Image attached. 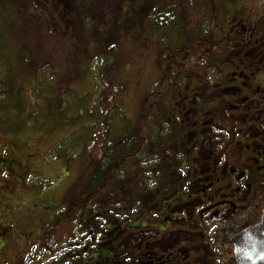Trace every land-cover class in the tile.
Instances as JSON below:
<instances>
[{"label": "flooded vegetation", "instance_id": "flooded-vegetation-1", "mask_svg": "<svg viewBox=\"0 0 264 264\" xmlns=\"http://www.w3.org/2000/svg\"><path fill=\"white\" fill-rule=\"evenodd\" d=\"M263 3L242 7L239 23L223 28L221 53L232 64L226 120L186 92L176 103L191 123L181 114L180 123H149L136 176L115 181L94 230L61 231L50 214L29 236L2 232L0 264H238L232 239L264 209Z\"/></svg>", "mask_w": 264, "mask_h": 264}, {"label": "rangeland", "instance_id": "rangeland-1", "mask_svg": "<svg viewBox=\"0 0 264 264\" xmlns=\"http://www.w3.org/2000/svg\"><path fill=\"white\" fill-rule=\"evenodd\" d=\"M31 1L0 0V51L13 61V83H22L25 90L24 110H17L13 105L0 107V234L6 232L8 237L15 238L20 234L29 236L34 222L62 210L56 205L67 202L70 194L81 192L84 180H87L85 163L73 160L79 151L76 149L66 155H59L58 151L62 150L59 146H62L64 136L88 123V120L83 118L82 113V119L74 124L68 120L61 121L63 118L36 116L39 107L49 104L53 109H64L68 99L65 94L67 87L80 93L94 90L99 87V76L110 70L108 75L113 80L116 77V81L125 83L128 88L123 108L135 122L143 111V89L158 72L149 60L159 61L158 48L164 50L177 41L176 34L171 30L148 24L141 28L138 23H132L134 19L131 21L126 16L130 9L128 4L118 11L122 0L112 8V12L115 9L117 13L121 12L112 34L106 8L98 11L102 21L99 28L89 12L93 6L96 7V0H74L70 3L74 7V11L67 15L70 24L58 19L52 21L39 12L34 0ZM189 1L191 6L194 1ZM154 2L159 4L158 10L165 8L170 0ZM263 2L241 0L235 7L244 3L241 7L260 9ZM162 31L166 35L164 40L161 38ZM150 35L154 36L152 41ZM111 44L117 47L115 53L108 51ZM33 52H38L37 61L34 60L30 66L24 64L28 63ZM46 55L53 59V63L43 66L41 62ZM193 63L195 60L191 59L185 64L189 66ZM39 69L44 72L41 79L36 76ZM50 80L56 91L50 94L44 86L47 93H39L41 83ZM185 114L188 112L185 111ZM67 117L70 115L67 114ZM54 147L57 148L55 152L52 150ZM124 178L128 180V175ZM133 185L132 181L129 188ZM43 208L48 213L43 212ZM27 221L31 223H24ZM4 242H0V248Z\"/></svg>", "mask_w": 264, "mask_h": 264}, {"label": "trees", "instance_id": "trees-1", "mask_svg": "<svg viewBox=\"0 0 264 264\" xmlns=\"http://www.w3.org/2000/svg\"><path fill=\"white\" fill-rule=\"evenodd\" d=\"M193 1L190 6L189 0H170L165 8L157 10L159 4L154 0H122L117 7L120 11L123 5L128 4L130 9L126 16L131 18V21L134 19L132 23H138L141 28L148 24L162 30H171L176 34L177 40L174 46L166 48L168 51L164 49L166 52L163 48H158L157 56H161L159 61L149 60L158 72L143 89L141 101L143 111L135 122L123 108V99L128 88L125 83L116 81V77L113 80L108 75L110 70L99 76V87L94 90L80 93L67 87L65 94L68 99L64 109L63 107L53 109L49 104L43 108L39 107L40 111L36 116L63 118L61 121L68 120L74 124L82 119L80 118L82 113L83 118L88 120V123L78 126L64 136L61 141L62 146H59L62 147V150L58 151L59 155H66L77 149L79 154L73 160L84 162L87 168V180H84L85 185L81 192L70 194L65 207L55 212L54 221L57 219L55 226L63 227L62 231L67 227L77 229L83 224L86 230H89V226L94 230V220L100 206L103 205L106 211L109 208L106 206L113 200L112 190L115 181L126 175L136 176L134 173L138 168L134 166H137L136 163L145 156V148L150 142L146 132L149 123H180V114L186 115L187 109L176 103L183 94L197 93V106L200 110L208 111V106L211 108L215 105L218 120L228 118L225 109L229 103L224 96L223 83L227 81L232 64L222 55L220 44L224 40L223 28L238 24V20L242 19L239 10L244 3L236 8L235 5L241 0ZM33 2L39 12L52 21L58 19L64 24H70L67 15L70 11H74V7L70 6L74 0H34ZM118 2L121 0H96L94 2L96 7L93 6L92 11H89L99 28L102 21L98 11L106 8V16L111 19L110 34L121 13H117L116 9L112 12V8H115ZM227 9L230 11H226ZM56 11L58 13H55ZM164 35L162 31V40L165 39ZM153 39L154 36L150 35V40ZM116 50L115 44H111L108 48V51L113 53ZM37 59L38 52H35L27 60L28 63L24 62V64L30 66ZM44 59L41 62L43 66L53 63V59L47 55ZM191 59L195 60V63L187 66L185 63ZM39 70L36 76L41 79L44 72L43 69ZM213 73H216L214 77H212ZM13 75L14 65L11 57L0 51V107L3 109L13 105L17 110H24L25 90L21 86L22 83L20 85L13 83L15 80ZM44 86L50 94L56 91L52 80L48 83L43 81L38 87L39 93L46 92ZM67 114L70 117H67ZM191 114L188 113L184 117L186 123H191L189 117ZM158 117L160 120H157ZM150 135L152 137L155 133ZM57 148L54 147L52 150L55 152ZM68 160L72 158L68 157ZM45 211L48 213L47 209L43 212ZM31 229L33 230V227Z\"/></svg>", "mask_w": 264, "mask_h": 264}, {"label": "water", "instance_id": "water-1", "mask_svg": "<svg viewBox=\"0 0 264 264\" xmlns=\"http://www.w3.org/2000/svg\"><path fill=\"white\" fill-rule=\"evenodd\" d=\"M238 264H264V209L261 221L232 239Z\"/></svg>", "mask_w": 264, "mask_h": 264}]
</instances>
